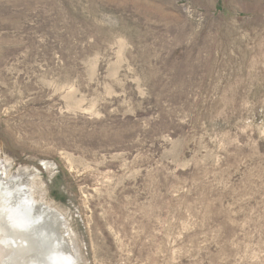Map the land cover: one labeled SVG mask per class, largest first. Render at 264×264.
I'll use <instances>...</instances> for the list:
<instances>
[{
  "label": "rangeland",
  "instance_id": "374dc122",
  "mask_svg": "<svg viewBox=\"0 0 264 264\" xmlns=\"http://www.w3.org/2000/svg\"><path fill=\"white\" fill-rule=\"evenodd\" d=\"M0 156L77 264H264V0H0Z\"/></svg>",
  "mask_w": 264,
  "mask_h": 264
},
{
  "label": "bare ground",
  "instance_id": "6f19581e",
  "mask_svg": "<svg viewBox=\"0 0 264 264\" xmlns=\"http://www.w3.org/2000/svg\"><path fill=\"white\" fill-rule=\"evenodd\" d=\"M4 163L0 160V264H77L62 215L32 197L33 175L7 178Z\"/></svg>",
  "mask_w": 264,
  "mask_h": 264
}]
</instances>
